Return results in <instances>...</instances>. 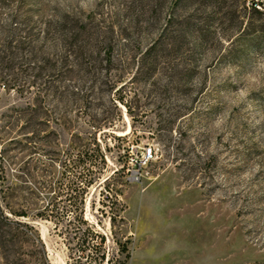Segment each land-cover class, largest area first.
Segmentation results:
<instances>
[{
    "label": "rangeland",
    "instance_id": "1",
    "mask_svg": "<svg viewBox=\"0 0 264 264\" xmlns=\"http://www.w3.org/2000/svg\"><path fill=\"white\" fill-rule=\"evenodd\" d=\"M79 177L103 264H264V0H0V264H79Z\"/></svg>",
    "mask_w": 264,
    "mask_h": 264
},
{
    "label": "trees",
    "instance_id": "2",
    "mask_svg": "<svg viewBox=\"0 0 264 264\" xmlns=\"http://www.w3.org/2000/svg\"><path fill=\"white\" fill-rule=\"evenodd\" d=\"M258 6L261 5L253 3V9L256 12H259ZM102 162H104V159H102ZM79 178L81 179L68 184L65 193V202L68 203L64 205L61 211V216L68 219V224L65 227L68 236V251L78 255L77 263L79 264H103L107 253L105 249L106 239L94 228V225L85 219V196L93 181H87L83 177ZM109 195L110 193L105 198L109 199ZM113 202L116 206L119 204L116 195ZM120 210L122 211V207L117 209L116 213H113L110 217L113 226H115L117 219L122 220L119 215ZM120 248L127 250V242L121 243ZM82 260H85V262H82Z\"/></svg>",
    "mask_w": 264,
    "mask_h": 264
},
{
    "label": "built area",
    "instance_id": "3",
    "mask_svg": "<svg viewBox=\"0 0 264 264\" xmlns=\"http://www.w3.org/2000/svg\"><path fill=\"white\" fill-rule=\"evenodd\" d=\"M160 148L156 145H151L144 147L138 156L135 159H131L127 167V173L129 180L134 183H140L144 176V171L147 167L157 161L159 158Z\"/></svg>",
    "mask_w": 264,
    "mask_h": 264
}]
</instances>
